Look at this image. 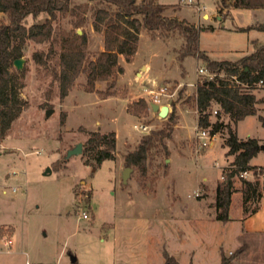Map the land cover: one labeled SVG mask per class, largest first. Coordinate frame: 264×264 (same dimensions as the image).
I'll return each mask as SVG.
<instances>
[{"label":"rangeland","instance_id":"1","mask_svg":"<svg viewBox=\"0 0 264 264\" xmlns=\"http://www.w3.org/2000/svg\"><path fill=\"white\" fill-rule=\"evenodd\" d=\"M157 1L169 5L166 15L196 25L199 47L212 59L236 60L254 50V40L264 43V31L256 27L264 22V8L228 9L222 0ZM76 3L80 15L88 5L82 26L75 27L79 16L71 10L58 14L52 22V37L42 41L28 38L22 67H11L23 108L9 134L0 139V264H26L29 260L113 264L116 254L120 264L127 257L141 264H163L165 251L182 263L193 259L194 264H218V244L225 250L234 244L237 223H219L224 231L208 240L202 232L206 220L200 212L215 205L217 184L234 156L226 154V131L218 133L211 146L196 150L195 92L197 80L204 76L199 72L205 67L203 60L195 56L178 59L182 35L163 38L143 29L133 61L128 63L119 56L125 71L112 78L113 87L103 80L90 91L83 72L62 98L57 74L68 35L85 32L90 57L104 49V31L93 26L91 7L95 2ZM47 19V14L29 16L26 24L29 27ZM7 20V14L0 12V21ZM162 85L169 86L171 95L163 96L161 105L174 111L177 123L166 138V147L150 152L142 174L136 166H126L125 154L137 146L143 134L167 124L170 112L166 117L155 112L147 91ZM102 93L109 96L104 98ZM256 93L261 97L264 89ZM140 99L147 101V111L133 115L128 107ZM48 109H52L49 115ZM215 119L212 114L211 120ZM135 124H146L148 129H136ZM91 130L116 132L115 158L104 160L98 168L85 163L83 152L67 157L78 142L85 144ZM237 133L264 143L258 114L239 121ZM251 163L264 166V150ZM126 167L132 170L124 182ZM254 177L253 173L247 175ZM260 179L264 181V174ZM240 184L236 179V185ZM195 192L199 195L194 196ZM242 201V193L235 192L230 207L234 217L239 215ZM235 251L223 250L222 255L230 258ZM72 255L77 257L76 263L71 261Z\"/></svg>","mask_w":264,"mask_h":264},{"label":"trees","instance_id":"2","mask_svg":"<svg viewBox=\"0 0 264 264\" xmlns=\"http://www.w3.org/2000/svg\"><path fill=\"white\" fill-rule=\"evenodd\" d=\"M95 4L91 7L94 17L93 26L104 31V49L95 57L86 51L87 37L85 32L79 34L72 31L64 41L66 51L61 59V70L57 74L60 80V96L64 98L78 76L85 72L89 90L93 91L98 81H109V87L115 85L116 74L123 73L124 67L119 63L123 55L127 62L134 59L138 50L140 34L143 29L155 36L167 38L176 33L183 36L184 41L178 51V59L183 61L187 56L202 59L205 67L213 78L203 76L196 83L195 102L198 112V127L209 128L211 132H227L224 144L227 155L234 158L223 169V180L217 184L214 206L217 219L223 222L230 220V207L235 192L242 193L243 214L247 217L260 209L263 195V165L251 164V159L260 151L255 148L259 144L256 137L241 138L237 133V123L247 116L258 114L264 126V95L258 97L256 90L264 89V43L253 41L254 50L236 60L212 59L206 51L199 47V31L195 24L186 19H178L165 14L169 5L157 0H90ZM229 8H264V0H222ZM76 0H0V12L6 13L8 20L0 21V139L5 138L12 127L13 121L20 115L23 103L20 101L16 87L15 75L11 71L15 60L24 54L26 40H49L53 34L52 22L60 13L71 10L79 16L74 22L80 27L85 22L84 13L77 14ZM47 14L46 22H35L29 27L26 19ZM256 27L264 31V22ZM52 47L50 49V52ZM39 53H36V55ZM37 57L39 58V56ZM112 79V80H111ZM111 80V81H110ZM263 80V83L260 81ZM104 98L108 93H102ZM262 104V107L260 105ZM214 105H217L216 119L211 120ZM147 101L140 99L128 110L133 115L146 112ZM261 111V112H260ZM228 118V121L225 120ZM177 123L172 110L167 124L160 129L152 130L141 136L133 150L125 154L126 166H136L142 174L146 173L147 160L150 152L158 146L166 147ZM88 138L83 145V153L87 155L85 163L98 168L104 160L115 158L116 132L87 131ZM244 171H253L254 179L241 176ZM236 179L241 184L236 185ZM255 204L252 206L251 204ZM246 244L240 246L230 258L222 255V264L240 254ZM163 264H179L173 255L164 253ZM77 260L73 263H76ZM53 264V263H35Z\"/></svg>","mask_w":264,"mask_h":264},{"label":"crops","instance_id":"3","mask_svg":"<svg viewBox=\"0 0 264 264\" xmlns=\"http://www.w3.org/2000/svg\"><path fill=\"white\" fill-rule=\"evenodd\" d=\"M132 61L128 63H131ZM209 208H210L209 210H202L203 212L202 211L200 212V217L206 220L204 222L206 226H204V229H202L204 236L208 237V240H212L216 234L219 235L222 231H224V229L218 228L219 223H224V222L217 219L216 209L214 206L213 207L210 206ZM241 208L242 209L237 217H234L233 215L230 214V220L226 221V223L233 222V221L237 223V228H236L237 230L235 231V234H234L235 237L233 238L234 244L231 245L228 248V250L224 249L223 244L222 245L218 244V247H219L218 248L219 250L218 251L219 252L218 264H222L223 250L225 252L231 253L233 249H238L243 244H246L247 247L239 255L230 259L227 264H264V181H263V195H262V199L260 202V209L257 212L247 217H244L243 207L241 206ZM100 239L101 241L105 240L104 237H101ZM7 243L11 244L12 240L8 238ZM200 247L206 248L207 246L206 245L203 246L202 244H200ZM194 252L195 251L192 250V253ZM116 255L117 257L116 258L114 257L113 264H120L119 263L121 260L120 256L118 257V254ZM127 258L123 260V263L121 264H131V263L141 264L140 262H137L136 260L131 261L129 258L128 259ZM40 262L42 261H38L36 263H40ZM179 262L181 264H194L193 259H190L188 262H185V263H182L180 260ZM26 264H35V262L32 263L29 260L26 262Z\"/></svg>","mask_w":264,"mask_h":264},{"label":"built area","instance_id":"4","mask_svg":"<svg viewBox=\"0 0 264 264\" xmlns=\"http://www.w3.org/2000/svg\"><path fill=\"white\" fill-rule=\"evenodd\" d=\"M188 1L190 3L193 2V0H188ZM199 72L201 74H204L205 76H208V78L210 79L213 78L215 75L214 73L210 72L206 67H200ZM260 83H263V80H261ZM147 91L152 96V103H157L159 105H161L163 96L171 95L169 92L168 85L158 86L156 88L148 89ZM216 112L217 110L215 109L213 111V114H215ZM134 127L136 129H141L144 131L148 129V126L146 124H135ZM195 137H196V150L200 151L201 149H204L212 145L213 141L218 137V132H211L209 128H200L197 126ZM213 164L218 165V161H214ZM249 173H253V171H244L241 173V176L247 178V175ZM222 178H224V176H222ZM13 190H16V187H14ZM198 195H199L198 192L194 193V196H198ZM83 216L85 218H88V214L86 212H83Z\"/></svg>","mask_w":264,"mask_h":264},{"label":"water","instance_id":"5","mask_svg":"<svg viewBox=\"0 0 264 264\" xmlns=\"http://www.w3.org/2000/svg\"><path fill=\"white\" fill-rule=\"evenodd\" d=\"M22 62H23V59L22 58H18V59L15 60L14 64L17 67L21 68L22 67ZM151 107H152V109L155 112H158V114L161 117L168 116V114L170 112V107L168 105H159L157 103H152ZM51 111H52V109H48L47 110V115H49L51 113ZM255 148L259 149V150H264V143L255 145ZM82 152H83V142H78L74 147H72L71 149L68 150L67 157H70V156H73V155H78V154H81ZM131 170H132L131 167H126L124 169V172H123V181L124 182L127 181ZM76 260H77V257L75 255H72L71 256V261L75 262Z\"/></svg>","mask_w":264,"mask_h":264}]
</instances>
